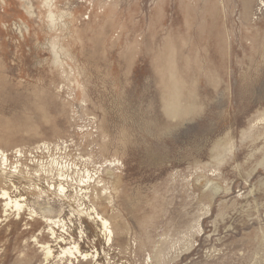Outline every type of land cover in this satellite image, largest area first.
<instances>
[{
  "label": "rangeland",
  "instance_id": "1",
  "mask_svg": "<svg viewBox=\"0 0 264 264\" xmlns=\"http://www.w3.org/2000/svg\"><path fill=\"white\" fill-rule=\"evenodd\" d=\"M260 1L0 0V264H264Z\"/></svg>",
  "mask_w": 264,
  "mask_h": 264
},
{
  "label": "bare ground",
  "instance_id": "2",
  "mask_svg": "<svg viewBox=\"0 0 264 264\" xmlns=\"http://www.w3.org/2000/svg\"><path fill=\"white\" fill-rule=\"evenodd\" d=\"M264 6V2L261 0L260 4ZM264 42V41H263ZM262 42V43H263ZM2 157V161H3V165H5L7 163V159L4 158L3 153L0 154ZM1 165V164H0ZM5 169V168H4ZM8 169V168H7ZM4 172V171H3ZM2 173V172H1ZM89 174V173H88ZM56 178V177H55ZM88 176L86 177V181H84L86 184L84 186H87L88 183ZM59 183L57 185V192H59L60 194H64L66 193V189H65V184L66 182H68V179L70 180V178H68V176L66 175L65 171H58V177H57ZM57 181V180H56ZM79 181V180H78ZM8 182V183H7ZM82 182V180L80 181V183ZM10 180H7V177L3 178L2 176H0V185L5 186L6 184H9ZM83 185V184H82ZM97 185V184H96ZM12 186V185H11ZM98 186V185H97ZM13 187V186H12ZM50 189H55V187L53 185H49ZM83 187V186H82ZM24 200V198H20L19 200L15 199L12 200L9 192L5 189H1L0 190V205L2 207V214L3 216H5L7 214V211L9 210V207L13 208L14 211L19 215L20 213L24 212V204L21 203ZM28 210V209H26ZM33 214V213H32ZM36 215V214H35ZM49 215H51V211L49 210H43V218H42V222H44L46 225H49L47 227V231L46 233L49 235V239L52 240L53 242L57 243L58 245H66L67 241L63 236H57L56 232H55V227H60L59 225L61 224V228L65 229V224L62 220H54L51 217H49ZM33 216V215H32ZM95 219L96 222L100 223V225L107 230V225L108 222L101 216H99L98 214L95 215ZM66 230V229H65ZM32 241L37 242L36 238H33ZM54 243V244H55ZM69 244V243H68ZM38 248H41L43 250V254H44V259H50V258H54L53 256V251L51 249V247L47 246V245H37ZM57 246V245H56ZM61 250V249H60ZM68 256L71 259H76L78 257H80L82 260L86 259L87 260V254H83L79 251V247L77 244H73V246L69 247V248H64L62 249V251H60V255L58 254L57 258L62 259L63 256ZM65 256V257H66Z\"/></svg>",
  "mask_w": 264,
  "mask_h": 264
}]
</instances>
